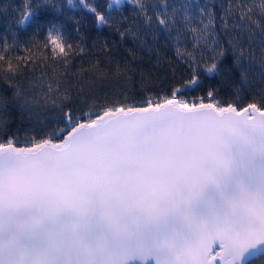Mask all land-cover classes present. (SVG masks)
Segmentation results:
<instances>
[{
  "label": "snow or ice",
  "instance_id": "6c2138e0",
  "mask_svg": "<svg viewBox=\"0 0 264 264\" xmlns=\"http://www.w3.org/2000/svg\"><path fill=\"white\" fill-rule=\"evenodd\" d=\"M127 2L135 19L126 31L142 45L150 38L149 52L159 32L170 40L174 31L177 44L191 32L194 46L210 47L212 55L201 62L177 47L186 74L177 78L173 68L168 87L142 100L114 90L99 109L90 106L92 82L82 77L54 78L36 96L35 81L24 86L11 71L0 74L22 111L52 109L47 118L65 125L38 141L32 130L24 140L7 132L0 139V264H264V86L259 106L245 104L235 86L231 99L220 97L235 69L240 83L246 80L237 30L249 43L258 35L264 68V0L260 19L242 3ZM81 3L108 26L117 19L110 10L125 0H109L107 15ZM9 7L0 9L5 50L9 35L18 46L20 29L33 38L64 36L54 0H25L15 20L7 19ZM51 43L65 53L56 37ZM126 72L117 62L114 75ZM8 103L0 91V106Z\"/></svg>",
  "mask_w": 264,
  "mask_h": 264
},
{
  "label": "trees",
  "instance_id": "16d2710c",
  "mask_svg": "<svg viewBox=\"0 0 264 264\" xmlns=\"http://www.w3.org/2000/svg\"><path fill=\"white\" fill-rule=\"evenodd\" d=\"M34 3L35 0H32ZM61 6V11L56 13L61 17L64 23V36H58V39L64 44L65 53H59L51 43V37H45L42 32L35 38L32 34L20 29L18 46H14L11 35H9L7 50L0 42V74L11 71L19 76L17 82L26 86L29 80L35 81L32 93L40 96L41 91H48L47 84L54 78L67 76L75 83V79L83 78L85 83L92 82L90 94L95 98V103L89 101L91 107L102 108L100 101L107 96H111L114 90L125 93L130 100H142L149 94L153 96L168 87L171 83L172 69H176L177 78L186 74L188 61L181 59L176 54L177 47L181 51L186 50L195 57L197 61L206 60L211 57L212 49L203 45L196 47L191 32H186L176 43L173 31V39L166 40L164 34H160V42L156 44L152 52L146 50L152 45L150 38H146L145 44L135 39L126 28L133 23L135 19L133 12L135 7L125 0L122 9H112L111 14L117 19L109 22L105 26L102 22H97L95 14L83 7L81 0H54ZM109 0H83V4L96 7L100 14L107 15L106 5ZM145 3V0H139ZM150 3L162 4L164 0H149ZM169 5L179 3V0H167ZM242 3L247 5L253 13V19H260L261 0H217V4ZM5 4L8 8L7 19H19L18 13L24 11L25 0H0V9ZM77 5H80L77 7ZM15 9V11L13 10ZM171 9L169 8V11ZM127 16L125 21L121 18ZM149 15L152 10L149 9ZM75 21H80L79 31L76 30ZM196 26V25H194ZM5 31V26L0 23V33ZM121 32L125 34L120 35ZM241 40V47L246 53L241 61L246 73L245 83H240L241 69H235L234 83L227 87L220 88V97L231 99V87H239L245 104L257 103L261 99L259 93L262 86V73L264 68L261 66L262 54L258 43L259 37L253 33L255 39L252 43L248 42V34H241L240 30L235 33ZM83 49V52L80 51ZM228 59L231 61L232 53L229 52ZM67 61V63H64ZM125 61L127 64L125 65ZM117 62L123 71L127 68L124 78L114 75ZM9 65L11 68L9 69ZM98 70V71H97ZM79 74V75H76ZM102 77V78H98ZM75 77V79H74ZM218 84V81H215ZM43 85V89L41 88ZM83 87V85H82ZM0 91L9 100L7 106H0V139H7L8 136L19 135L24 140L26 130L29 136H34L38 141L46 132L52 131L55 125L59 124L61 128L65 125L58 119H49L47 117L55 116L52 109H24L23 111L12 101V89L0 85ZM193 96L201 95L200 92L192 93ZM41 99H43L41 97ZM210 102V101H208ZM84 111H89L88 108ZM36 113H39L37 115ZM7 132L8 136L4 133ZM51 138V137H46ZM62 138V137H61ZM55 141V140H54Z\"/></svg>",
  "mask_w": 264,
  "mask_h": 264
},
{
  "label": "rangeland",
  "instance_id": "374dc122",
  "mask_svg": "<svg viewBox=\"0 0 264 264\" xmlns=\"http://www.w3.org/2000/svg\"><path fill=\"white\" fill-rule=\"evenodd\" d=\"M52 37H56V38L58 39V36H56L55 33L52 34ZM52 37H51V39H52ZM51 39H50V40H51ZM58 40H59V39H58ZM53 47L56 48L55 45H53Z\"/></svg>",
  "mask_w": 264,
  "mask_h": 264
},
{
  "label": "water",
  "instance_id": "95a60500",
  "mask_svg": "<svg viewBox=\"0 0 264 264\" xmlns=\"http://www.w3.org/2000/svg\"><path fill=\"white\" fill-rule=\"evenodd\" d=\"M208 102V101H207ZM66 135H67V133H65L64 134V137H62V138H66ZM53 142H55V143H58V142H60L59 140H55V141H53Z\"/></svg>",
  "mask_w": 264,
  "mask_h": 264
}]
</instances>
